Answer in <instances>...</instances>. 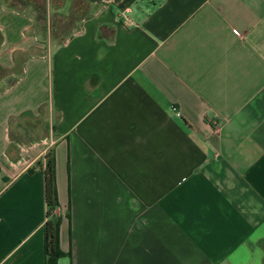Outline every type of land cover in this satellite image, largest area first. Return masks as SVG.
<instances>
[{"label":"crops","instance_id":"obj_1","mask_svg":"<svg viewBox=\"0 0 264 264\" xmlns=\"http://www.w3.org/2000/svg\"><path fill=\"white\" fill-rule=\"evenodd\" d=\"M0 69V264L48 150L58 264H264V0H0Z\"/></svg>","mask_w":264,"mask_h":264},{"label":"trees","instance_id":"obj_2","mask_svg":"<svg viewBox=\"0 0 264 264\" xmlns=\"http://www.w3.org/2000/svg\"><path fill=\"white\" fill-rule=\"evenodd\" d=\"M21 69L17 73H21ZM44 199L46 203V218L44 229V252L45 264H58V257L64 252L59 244L60 214L55 208L58 207V197L55 178V161L51 150L44 155Z\"/></svg>","mask_w":264,"mask_h":264},{"label":"built area","instance_id":"obj_3","mask_svg":"<svg viewBox=\"0 0 264 264\" xmlns=\"http://www.w3.org/2000/svg\"><path fill=\"white\" fill-rule=\"evenodd\" d=\"M122 18H123L124 21H128V20H129L128 15L125 14L124 12L122 13ZM234 30H235V29H234ZM172 110H174V112H175L177 115L180 114V111L178 110V108H177L176 106H172ZM55 210H56V211H59V210H58V207H56Z\"/></svg>","mask_w":264,"mask_h":264},{"label":"rangeland","instance_id":"obj_4","mask_svg":"<svg viewBox=\"0 0 264 264\" xmlns=\"http://www.w3.org/2000/svg\"><path fill=\"white\" fill-rule=\"evenodd\" d=\"M61 26H59L60 27V29H62L63 30V34L67 31L65 28H63L62 26L63 25H66V24H60ZM2 72V69H0V74H2L1 73ZM7 77H6V79H4L2 82H0V87L7 81ZM23 138H25V140H22V141H25V142H27V140H26V136H22Z\"/></svg>","mask_w":264,"mask_h":264}]
</instances>
